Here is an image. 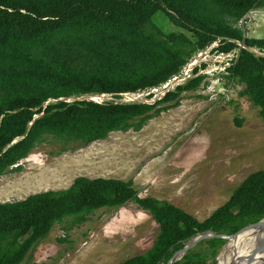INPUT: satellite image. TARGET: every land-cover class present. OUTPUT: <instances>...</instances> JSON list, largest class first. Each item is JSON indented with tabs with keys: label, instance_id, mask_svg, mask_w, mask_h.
<instances>
[{
	"label": "trees",
	"instance_id": "obj_1",
	"mask_svg": "<svg viewBox=\"0 0 264 264\" xmlns=\"http://www.w3.org/2000/svg\"><path fill=\"white\" fill-rule=\"evenodd\" d=\"M258 8L264 0H0V177L21 170L48 136L82 147L112 132L138 131L179 106L182 92L196 90L203 76L153 104L118 100L168 80L215 41L222 52L245 46L229 77L245 84L264 118V38L246 37L240 26ZM157 13L181 30L163 29ZM101 94L113 100L62 99ZM128 202L148 211L159 232L149 250L118 264H166L200 232L230 235L263 219L264 168L203 221L168 201L141 198L131 180L115 178L79 176L63 190L0 202V264H21L56 223H82ZM224 241H199L173 264H208V250L216 255Z\"/></svg>",
	"mask_w": 264,
	"mask_h": 264
},
{
	"label": "rangeland",
	"instance_id": "obj_2",
	"mask_svg": "<svg viewBox=\"0 0 264 264\" xmlns=\"http://www.w3.org/2000/svg\"><path fill=\"white\" fill-rule=\"evenodd\" d=\"M154 20L166 31L181 30L163 13ZM240 25L246 37L264 38V8L249 12ZM237 44L231 59L242 45ZM218 45L214 42L190 60V65L209 67L206 73L185 66L172 81L176 88L203 76L196 90L182 92L179 106L161 112L138 131L112 132L82 147L48 136L21 161V170L0 177V202L63 190L79 176L115 178L131 180L141 198L168 201L199 221L209 217L248 175L264 168V118L244 94L245 84L230 77L221 80L223 96L211 94L219 86L212 71L221 55ZM163 90L146 89L138 100H158ZM111 99V95L98 97ZM71 223V218L56 223L21 264H118L149 250L159 232L152 215L134 202L101 208L87 221ZM205 248L201 245L197 250ZM224 248L214 256L208 250V264H217Z\"/></svg>",
	"mask_w": 264,
	"mask_h": 264
},
{
	"label": "bare ground",
	"instance_id": "obj_3",
	"mask_svg": "<svg viewBox=\"0 0 264 264\" xmlns=\"http://www.w3.org/2000/svg\"><path fill=\"white\" fill-rule=\"evenodd\" d=\"M90 97L98 100L97 96ZM251 254H256V261L252 264H264V221L261 225L250 226L226 241L218 264H229L233 255L249 256Z\"/></svg>",
	"mask_w": 264,
	"mask_h": 264
},
{
	"label": "clouds",
	"instance_id": "obj_4",
	"mask_svg": "<svg viewBox=\"0 0 264 264\" xmlns=\"http://www.w3.org/2000/svg\"><path fill=\"white\" fill-rule=\"evenodd\" d=\"M256 10V9H255ZM240 26H242V25H240ZM215 42H218L219 43V41H215ZM214 43V42H213ZM212 43V44H213ZM238 43V42H237ZM239 43H241V42H239ZM211 44V45H212ZM210 46V45H209ZM208 46V47H209ZM240 46V45H239ZM207 47V48H208ZM245 48V46L242 44L241 46H240V48ZM218 48H219V45H218V47L216 48V51H218ZM206 49V48H205ZM205 49H202V50H199L196 54H197V56H201V54H202V52L205 50ZM232 51V50H231ZM231 51H229V52H222V51H219V52H221V55H219L218 56V58L219 59H217V60H214L215 62H219L218 63V65H215L216 66V68L215 69H213L212 71H215V76H214V79H213V82H216L215 84H217V85H219L218 86V88L217 89H215V90H213L212 91V95H214V96H217V97H219V96H223L224 95V91H223V89L225 88V82L224 83H221V80H226V79H228V78H230L229 76L231 75V71H230V69L233 67V66H235V63H237V60H238V57H239V52H240V49H239V52L237 53V56H236V58L234 57L233 59H231L230 58V55H231ZM252 51H254L255 53H257V54H261L258 50H256V49H252ZM227 59H230V60H227ZM235 59V60H234ZM191 58L188 60V62L187 63H185V66H191L192 67V70H196V68L197 67H199L200 69H199V72H201V73H206V71L207 70H209V67H207V69L206 68H203V65H202V63L201 64H191L190 65V63H191ZM196 65V66H195ZM184 66V67H185ZM183 67V68H184ZM194 67V68H193ZM182 68V69H183ZM191 70V71H192ZM182 71V70H181ZM180 71V72H181ZM190 71V72H191ZM179 72V73H180ZM179 73H177V74H179ZM177 74H174V75H177ZM174 75H172V76H174ZM171 76V77H172ZM199 76H201V75H199ZM170 77V78H171ZM169 78V79H170ZM168 79V80H169ZM168 80H166V81H168ZM166 81H164L163 83H165ZM163 83H160L159 85H157V86H154V87H150V88H147V89H152V88H156V87H158V86H160L161 84H163ZM178 86H176V88H177ZM175 87H173V89H171L170 91H168V92H171V91H173V90H175L176 89ZM144 90H146V89H144ZM144 90H141V91H137V92H125V93H121L120 95H121V97L123 98V96H124V94H126V93H138V94H140L141 92H143ZM168 92H166L161 98H163ZM104 95H110V94H101V95H86V96H89V98H86V96H82V97H69V98H62L64 101H68V102H71V101H74V100H76V99H89V100H92V101H95V102H103V101H99V100H96V99H93V98H91L90 96H97V98L99 97V96H104ZM125 97V96H124ZM71 98H73L72 100H71ZM111 98H113L112 97V95H111ZM120 99V100H118V101H122V102H139V103H149V104H153L154 102H156L157 100H152V101H149V100H144V101H142V100H136V101H125V100H123V99ZM160 98V99H161ZM160 99H158V100H160ZM111 100H113V99H111ZM225 244V243H224Z\"/></svg>",
	"mask_w": 264,
	"mask_h": 264
},
{
	"label": "water",
	"instance_id": "obj_5",
	"mask_svg": "<svg viewBox=\"0 0 264 264\" xmlns=\"http://www.w3.org/2000/svg\"><path fill=\"white\" fill-rule=\"evenodd\" d=\"M263 221H264V218L259 220L258 222H255L253 224H249V225L241 228L237 232H235L233 234H230V235L216 234V233H214L211 230H206V231L200 232L195 237H193L190 240H188L186 242L185 246L182 249H180L177 252H175V254L172 256V258L166 264H173L175 261L179 260L185 254V252L188 249L192 248L195 244H197V242L202 241V240H204V239H206L208 237L209 238L210 237L224 238V239H226V241H228L230 238H233V237L237 236L238 233H240L241 231L249 228L250 226L253 227V226L261 225L263 223ZM226 241H225V244L223 245L224 247L226 245ZM255 255L256 254H251L249 256L233 255L232 260L229 262V264H243V263L252 264L254 261H256V256Z\"/></svg>",
	"mask_w": 264,
	"mask_h": 264
},
{
	"label": "built area",
	"instance_id": "obj_6",
	"mask_svg": "<svg viewBox=\"0 0 264 264\" xmlns=\"http://www.w3.org/2000/svg\"><path fill=\"white\" fill-rule=\"evenodd\" d=\"M176 79H177V75H174L168 81H166L165 83L161 84L160 86H158L156 88H152L150 91L154 92V91H157L159 89H164L158 98V99H160L166 92L173 89L174 86H173L172 81H175ZM139 95L140 94H138V93H126V94H124V96H125L124 100L125 101H136V100H138Z\"/></svg>",
	"mask_w": 264,
	"mask_h": 264
}]
</instances>
